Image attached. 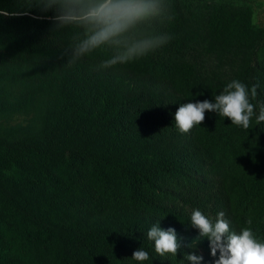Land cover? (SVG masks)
Segmentation results:
<instances>
[{
    "label": "trees",
    "instance_id": "1",
    "mask_svg": "<svg viewBox=\"0 0 264 264\" xmlns=\"http://www.w3.org/2000/svg\"><path fill=\"white\" fill-rule=\"evenodd\" d=\"M34 2L0 0V264H189L193 251L212 264L193 209L223 212L237 233L251 217L264 241V122H174L180 104L214 102L234 79L258 83L250 102H264L259 1L168 0L156 31L172 39L109 68L97 66L111 50L69 63L76 30ZM157 222L195 248L159 256ZM140 247L148 260L131 258Z\"/></svg>",
    "mask_w": 264,
    "mask_h": 264
},
{
    "label": "clouds",
    "instance_id": "2",
    "mask_svg": "<svg viewBox=\"0 0 264 264\" xmlns=\"http://www.w3.org/2000/svg\"><path fill=\"white\" fill-rule=\"evenodd\" d=\"M33 6L41 12L53 13L50 19L55 29L71 27L76 30L62 52L69 63L97 50H111V56L97 67L123 65L146 56L172 39L169 34L156 31V25L172 19L168 0H35L27 7ZM0 15L9 13L0 10ZM259 86L256 83L248 88L234 79L214 97V102L180 104L174 114L176 128L180 133H188L204 121L206 111L227 117L232 124L246 130L254 116L256 123L264 122V102H250L257 97ZM190 221L189 226L198 229L199 240L207 239L209 254L214 258L212 264H264V241L256 237L251 217L246 219L239 233L230 230L223 212L212 219L199 209H193ZM147 239L154 242V250L161 257L165 254L176 256L182 247L195 248L193 243L182 245L175 229H161L159 222L148 229ZM131 258L146 261L149 253L140 247L133 251ZM183 260L201 264L203 256L194 251L185 252Z\"/></svg>",
    "mask_w": 264,
    "mask_h": 264
},
{
    "label": "rangeland",
    "instance_id": "3",
    "mask_svg": "<svg viewBox=\"0 0 264 264\" xmlns=\"http://www.w3.org/2000/svg\"><path fill=\"white\" fill-rule=\"evenodd\" d=\"M261 6L257 7L260 22H264V0H258Z\"/></svg>",
    "mask_w": 264,
    "mask_h": 264
}]
</instances>
